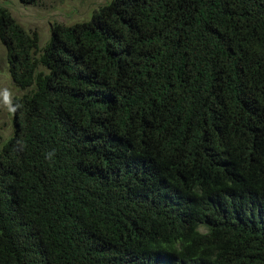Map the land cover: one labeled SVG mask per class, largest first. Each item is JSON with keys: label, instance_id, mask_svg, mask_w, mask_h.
<instances>
[{"label": "trees", "instance_id": "obj_1", "mask_svg": "<svg viewBox=\"0 0 264 264\" xmlns=\"http://www.w3.org/2000/svg\"><path fill=\"white\" fill-rule=\"evenodd\" d=\"M0 40V264H264V0H111L41 50L0 8Z\"/></svg>", "mask_w": 264, "mask_h": 264}, {"label": "rangeland", "instance_id": "obj_2", "mask_svg": "<svg viewBox=\"0 0 264 264\" xmlns=\"http://www.w3.org/2000/svg\"><path fill=\"white\" fill-rule=\"evenodd\" d=\"M111 0H37L35 4L24 5L19 0H0V8L5 9L14 21L30 34L37 37L41 50L51 37L54 24L72 25L88 21L94 12ZM10 93L11 108L14 98L23 90L17 87L9 73L7 52L0 40V147L14 131L13 111L4 103L3 92Z\"/></svg>", "mask_w": 264, "mask_h": 264}, {"label": "clouds", "instance_id": "obj_3", "mask_svg": "<svg viewBox=\"0 0 264 264\" xmlns=\"http://www.w3.org/2000/svg\"><path fill=\"white\" fill-rule=\"evenodd\" d=\"M3 99H4V103H5L6 105H9L10 110L15 111V109L11 108V98H10V93H9L7 90H5V91L3 92ZM51 155H52V154L49 153V154H48V158H50Z\"/></svg>", "mask_w": 264, "mask_h": 264}]
</instances>
